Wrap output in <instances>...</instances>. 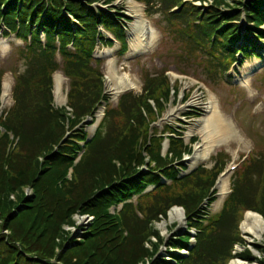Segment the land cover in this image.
I'll return each instance as SVG.
<instances>
[{
    "label": "trees",
    "instance_id": "obj_1",
    "mask_svg": "<svg viewBox=\"0 0 264 264\" xmlns=\"http://www.w3.org/2000/svg\"><path fill=\"white\" fill-rule=\"evenodd\" d=\"M114 1L0 0V33L4 37L14 34L23 40L32 34L31 45L26 44L19 51L24 68L14 75L15 104L4 120L0 119V172L15 175V171L22 169L37 175L32 189L34 199L42 203L38 206L42 216L47 212L55 218H66L73 207H79L73 208V213L91 215L93 224L79 247L100 264L132 263L135 259L130 249L138 245L134 240L140 234L137 231L143 229L148 233L152 224L165 218L173 206L182 209L187 230L196 231L195 244L188 248L187 234L174 236L166 248L171 261H164L160 256L153 259L158 254L159 247H156L154 255H150L153 259L150 264H225L232 246L241 239L238 229L232 230L230 219L253 211L264 220V150L259 151V156H250L235 173L233 192L225 200L222 211L207 217L204 203L209 205L214 200L212 188L224 168L226 155L214 157L215 164L210 169L200 167L178 178L174 164L180 163L188 149L179 133L167 128L175 137L168 138V150L163 156V138L153 126L170 98L165 72L154 77L144 75L141 94L127 93L116 107L106 109L95 135L87 141L82 123L107 100L102 74L98 67L92 66L98 40L106 43L99 27L114 32L119 39L124 34L117 14L96 10L93 6L110 5ZM138 1L160 6L158 10L164 15L167 28L190 44V53L195 49L201 52L209 49L220 56L215 60L204 59L210 78L219 72L223 75L236 61L234 45L243 35L239 25L243 18L249 24L247 33L264 39V32L259 30L264 24V0ZM208 1L212 2L210 7L195 5ZM67 14L77 23L75 32ZM39 31L47 35L46 45L41 44ZM58 40L62 69L70 80L67 105L60 108L54 106L52 96V74L61 67L55 57ZM247 40L253 43L248 37ZM71 44L73 50L68 48ZM82 142L84 148L79 145ZM33 146L36 150L43 147L32 160L35 165L27 161L33 158L28 156L29 147ZM82 149L80 159L74 163ZM17 178H20L18 174L14 179ZM162 178L171 183H162ZM95 181L97 185L91 186ZM27 184L23 183L25 189L31 190ZM150 185L153 190L144 193ZM79 190L89 192L88 198L79 201L75 196ZM134 195H138L135 203L128 202ZM43 196L53 203L43 202ZM119 204L121 208L116 210ZM35 211L27 207L24 213H31L27 215L39 220ZM24 243L9 239L7 245H10L5 247L1 239L0 264H57L56 259H62V253L54 257V247L37 249L44 255L31 258V246ZM161 243L162 239L159 246ZM176 248L188 249L187 256L175 254Z\"/></svg>",
    "mask_w": 264,
    "mask_h": 264
},
{
    "label": "rangeland",
    "instance_id": "obj_2",
    "mask_svg": "<svg viewBox=\"0 0 264 264\" xmlns=\"http://www.w3.org/2000/svg\"><path fill=\"white\" fill-rule=\"evenodd\" d=\"M130 5L133 3L130 4L129 0H117L111 7V10H117L121 15L119 18L125 21L126 40L129 45L127 52L121 55L120 46L116 43L111 48L99 46L94 53V58L100 60L98 70L105 80V92L109 98L108 104L110 107L116 105L119 96L115 97L113 91L119 90L120 84L131 86L123 93L139 94L144 75L166 72L170 83L178 85L179 95L177 101L175 98L173 103L171 102L166 106L162 118L154 125L155 129L158 135L165 138L169 134L165 129L166 127L180 128L185 143H190V153L180 163L186 167V170L180 172L179 177L189 174L198 166L212 168L215 164L213 158L225 153L226 157L223 161L226 165L217 178L216 185L218 198L220 191L218 185L220 180L224 178L223 175H226L224 179V190H226H223V197L225 198L230 190L228 183L232 182L234 176L233 171L230 170L231 166H238L243 161V157L250 153H256L255 155L258 156V151L264 150V61H261V70L257 68L260 62L256 59H248L243 67L235 65V70L233 69L225 79L220 78L222 76L220 72L214 78H210L206 72L209 68L208 64L203 62L205 56L203 52L195 49L190 53L188 49L190 44L182 38L178 39L167 28L164 15L158 10V5H153L154 14H152L153 9L146 10L141 4H138L139 6L134 5L137 12ZM144 33L151 38L147 43ZM104 34L112 38L109 33L104 32ZM40 37L45 42L44 35ZM23 46L24 43L15 35L7 38L0 37V71L3 72L0 109L3 113L12 104L11 98L3 99V87L8 84L11 91L14 83L13 74L22 72L24 68L22 59L19 57V50ZM260 52L264 55V50ZM57 56V60L60 61L61 58L58 53ZM95 63L93 59L92 66L94 68H96ZM113 71L116 72L114 78H118L120 83L112 78ZM58 81H60L59 84H57ZM53 83L54 102L55 106L59 108L65 104L70 80L64 76L62 69H59L53 75ZM120 90L124 89L121 88ZM186 95L188 99L184 102L183 97ZM210 110L218 113L221 116L219 120L225 121L230 126L228 128L221 127L217 132L213 121L209 120L212 115ZM203 129L204 131L201 132ZM93 131V125L86 129L89 136ZM206 133L208 137L205 138ZM34 135L37 136V133ZM204 142H207L208 145H204ZM37 145L39 146V144ZM208 146L209 148H207ZM166 147V142H164L162 153L165 152ZM35 148L36 146L29 147L28 156L34 158L31 157L30 160H27L30 164L43 150V147L39 150ZM175 168L178 169V166ZM21 170L15 171V175L6 171L0 172V240L2 239L4 246L10 245H7L9 239L10 241L17 240V242L20 239L23 243L25 242L24 244L31 246L32 251L29 255L31 258H35L39 254L44 255L37 249L44 251V249L49 248L52 250L54 247V257L62 253L61 260L54 258L57 260V264H100L97 258L87 256L88 254L79 247L83 242L84 235L93 224V217L79 211L73 213L74 207L69 210L72 213L66 218H55L53 214L47 212L42 216L40 213L43 211L39 210L40 207L38 208L42 203L34 199L35 193L32 189V181L37 178V175L31 174L27 170ZM17 174L20 178L14 179ZM24 174L26 176L22 177ZM23 183L30 184L28 188L31 187V190L25 189L26 186ZM164 183L168 184L167 181ZM93 185H97V182H93L91 186ZM152 190L153 187H147L144 193ZM86 192L85 190L76 191L75 196L80 198L79 201H82L89 196V192ZM39 196L42 195L39 194ZM43 198V202L53 203L47 197L43 196ZM136 198L135 196L132 199L133 203ZM27 207L36 210L34 213L39 215V220L27 215L31 213H24ZM173 209L178 210V217L169 219L168 214ZM220 209L221 205L216 210L214 203L209 208V213L215 215L219 213ZM247 213L258 215L257 212L246 211L239 218H233L229 221L232 230L238 229L241 239L232 246L230 257L225 264L232 262L264 264V220L261 215H258L260 234L257 236L243 232V222ZM184 217V213L179 207H171L165 218H160L152 224L148 233L139 229L137 232L140 234L134 238L138 245L130 249L131 253L134 252L133 258L135 260L125 264H150L158 256L164 261H171L170 254L166 253L167 244L173 240V236L186 235L183 232L186 221ZM145 233L147 235L141 237V234ZM189 233L191 236L194 234L193 231H188ZM161 239L162 243L159 246ZM13 246L18 248L14 244ZM156 247H159V250L158 254L154 255L157 250ZM177 252L178 249H174V253L177 254ZM185 252L179 251V254ZM106 253L113 256L111 252ZM151 254L154 255L153 259L150 258Z\"/></svg>",
    "mask_w": 264,
    "mask_h": 264
},
{
    "label": "bare ground",
    "instance_id": "obj_3",
    "mask_svg": "<svg viewBox=\"0 0 264 264\" xmlns=\"http://www.w3.org/2000/svg\"><path fill=\"white\" fill-rule=\"evenodd\" d=\"M129 3L131 4V3H133V5H130V7L131 8H133L134 9V11L135 12H137V10L135 9V6H137V4H135L134 2H132V0H129ZM135 5V6H134ZM114 74H116V72L115 71H113L112 72V75L111 76H113L112 78H114L115 77V75ZM114 79H116L117 80V82H119L118 81V78H114ZM60 83V81H58V83L57 84H59ZM120 83V82H119ZM121 88H123L124 90H120ZM131 88V86L129 85V86H127V85H123V84H120L119 85V90H115V91H113V95L115 96V97H117V96H119L120 94H122L125 90H127V89H130ZM57 89H58V86H57ZM9 93H10V85H6V86H4L3 87V99H8L9 98ZM210 109H212V108H210ZM209 112H212V115H211V119L209 118V120H211V121H213V123H214V126L216 127V130H217V132L219 131V129L221 128V127H223V128H228L230 125L228 124V123H226L225 121L223 122V121H221V120H219L220 119V115H218V113H215V112H213V111H209ZM101 113H102V108H100L98 111H97V113H96V119L98 120L99 118H100V116H101ZM213 116H215L214 117V119H213ZM206 122H208V121H206ZM223 123H224V125H223ZM202 131H204V129L203 130H201V132ZM206 137H208V134L206 133V136H205V138ZM204 145H208V143L207 142H204ZM207 148H209V146L207 147ZM225 176L226 175H223V177L224 178H222L221 180H220V184L218 185V188L220 189V191H219V193H218V198H217V200H216V202H215V209L217 210L219 207H220V205H221V203H222V201H223V190H224V188H225V185H224V179H225ZM226 190V189H225ZM224 190V191H225ZM178 210L177 209H173L172 211H170L169 212V214H168V217H169V219H175V218H177L178 217ZM260 218H259V216L258 215H256V214H253V213H247L246 215H245V218H244V222H243V227H242V230H243V232H248V233H251V234H253V235H255V236H257L258 234H260V220H259ZM231 264H242V263H239V262H232Z\"/></svg>",
    "mask_w": 264,
    "mask_h": 264
}]
</instances>
